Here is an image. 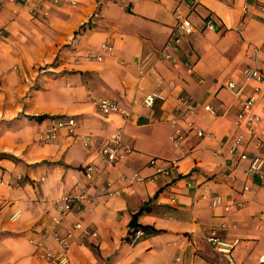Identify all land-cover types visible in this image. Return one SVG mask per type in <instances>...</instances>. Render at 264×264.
Here are the masks:
<instances>
[{"label": "crops", "instance_id": "1", "mask_svg": "<svg viewBox=\"0 0 264 264\" xmlns=\"http://www.w3.org/2000/svg\"><path fill=\"white\" fill-rule=\"evenodd\" d=\"M0 1V200L7 202L0 264H55L38 259L28 239L48 231L59 215L55 200L76 193L85 199L61 216L57 231L80 221L97 235L75 232L67 264H216L222 255L207 241L211 234L234 242L238 264H264V167L247 172L242 150L229 153L243 134L245 153L264 157V82L244 75L246 68L264 73V0H58L42 6L46 16L39 0ZM185 17L191 33L176 51L166 49L172 58H157ZM229 81L241 89L237 96ZM153 93L148 106L143 99ZM252 94L258 98L251 110L261 120L247 133L235 119ZM181 95L197 104L193 120L207 135L191 132L175 147L170 118L184 127L176 109ZM100 98L116 100L130 117L102 114ZM56 117L78 124L41 140ZM118 130L133 151L106 167L99 145ZM151 158L176 160L177 176L155 174ZM134 172L147 179L122 178ZM216 195L221 204L213 207ZM135 213L155 232L131 245ZM46 241L57 249L53 232Z\"/></svg>", "mask_w": 264, "mask_h": 264}, {"label": "built area", "instance_id": "2", "mask_svg": "<svg viewBox=\"0 0 264 264\" xmlns=\"http://www.w3.org/2000/svg\"><path fill=\"white\" fill-rule=\"evenodd\" d=\"M11 2H16L18 0H8ZM24 2H29L30 0H23ZM39 4L41 5V13L46 16L48 14L46 9H43L42 6L58 2V0H39ZM2 2L0 1V7ZM264 10V5L261 7ZM36 6L31 8V12H36ZM205 25L208 28H213V22L207 20ZM4 29H0V38L3 35ZM192 31V25L190 21L185 18H180L176 26L173 28V31L169 35L165 47L162 51L157 54V58H172V54L170 51H176L179 47L180 41L183 36L190 34ZM169 50H166V49ZM101 49L110 50L111 47L106 44H101ZM89 52V51H88ZM96 58L100 60L102 58L101 55H97ZM141 73H145L146 71L141 70ZM244 75L247 79H252L258 83L264 82V73L259 71L256 68H246L244 70ZM161 82L157 83V86H160ZM227 89L234 95L237 96L241 89L238 88L234 82L229 81L226 84ZM255 90H258L256 87ZM155 93L148 94L144 97L143 102L151 106ZM258 96L256 94H252L249 96L242 105L241 111L237 114L235 119V124L238 126H242L247 133H252L254 129L258 126L261 120V116L251 109L256 102ZM264 98V97H263ZM179 105L177 106V110L181 111L183 114L184 127H181L178 124V117L176 115H172L170 118V124L173 128L172 134L169 136L171 143L175 147H179L180 143L187 137L191 132L194 133L197 137H204L207 133L200 127H198L193 120V116L196 110L197 104L191 101L188 97L181 95L178 97ZM96 107L102 114L109 113H119L124 118L128 119L130 117V111L123 109L119 106L116 100H111L108 98H100L96 102ZM205 111L213 112L210 105L203 106ZM77 121L74 117H56L52 119L51 125L49 129L43 132L40 136L43 141H53L57 138V135L61 129H66L68 132H72V130L77 126ZM81 143L83 146L91 145V136H84L81 139ZM244 135L238 134L234 139L233 144L229 148V153H234L235 151L241 149V153L239 154V158L248 161V166L246 167L247 172H257L261 174L262 169L264 167V157L258 155L248 156L244 151ZM98 151L101 154L102 160L106 167L114 166L115 164L122 161L129 154L132 153V148L123 143L122 140V131L118 130L113 135H111L108 139L103 141L99 145ZM149 164L154 166L155 174H162L167 177L175 178L177 176V167L178 163L176 160H167L161 161L156 158H151L149 160ZM85 176L87 178H91L92 176V166H88L86 168ZM123 179H127L130 183L135 182H144L147 177L140 175L138 172H134L129 176H123ZM43 179V178H42ZM2 182V181H1ZM246 189V187H245ZM104 193L108 195H118V191H105ZM85 199L83 194H64L55 200V204L58 206L59 215L52 216L50 219V225L48 231H44L38 235V237H30L28 242L31 244L34 250L35 256L40 260H45L49 262H53L55 264H67V250L72 244V238L75 232H79L84 238H94L97 233L94 230H91L88 226L83 225L80 221L73 223V225L66 230L64 234L58 233L57 229L61 223V216L70 212L73 206L76 203H81ZM7 204V202L0 200V210ZM221 204V197L219 195L213 196L211 199V206L216 207ZM227 209V207H224ZM224 226V225H221ZM54 233V240L57 245V249H50L47 245V235L49 233ZM144 233L141 229L132 228L129 235L128 241L131 245L137 242V240ZM207 241L211 244L215 252L220 253L222 258L216 264H238L232 255V249L234 246V242L228 243L223 240L218 239L214 234H211L207 237ZM259 261H264V252L259 258Z\"/></svg>", "mask_w": 264, "mask_h": 264}, {"label": "trees", "instance_id": "3", "mask_svg": "<svg viewBox=\"0 0 264 264\" xmlns=\"http://www.w3.org/2000/svg\"><path fill=\"white\" fill-rule=\"evenodd\" d=\"M44 118H46V116H45V115H41V116H38V117L36 118V120H42V119H44ZM134 229H141V230H143L144 232H145V231L155 232V230H154L153 228H151V227H149V226H145V225H139V224H138V226L135 227Z\"/></svg>", "mask_w": 264, "mask_h": 264}, {"label": "water", "instance_id": "4", "mask_svg": "<svg viewBox=\"0 0 264 264\" xmlns=\"http://www.w3.org/2000/svg\"><path fill=\"white\" fill-rule=\"evenodd\" d=\"M138 214H139V213H135V214H133L132 219H131V221H130V223H129V226H130V227L135 228V227L138 226V222H137V216H138Z\"/></svg>", "mask_w": 264, "mask_h": 264}]
</instances>
